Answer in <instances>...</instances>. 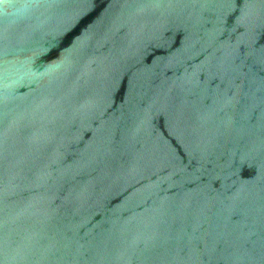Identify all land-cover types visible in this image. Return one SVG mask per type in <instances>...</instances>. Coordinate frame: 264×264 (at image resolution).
<instances>
[{
	"label": "water",
	"instance_id": "95a60500",
	"mask_svg": "<svg viewBox=\"0 0 264 264\" xmlns=\"http://www.w3.org/2000/svg\"><path fill=\"white\" fill-rule=\"evenodd\" d=\"M0 264H264V0H0Z\"/></svg>",
	"mask_w": 264,
	"mask_h": 264
}]
</instances>
